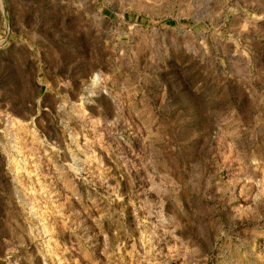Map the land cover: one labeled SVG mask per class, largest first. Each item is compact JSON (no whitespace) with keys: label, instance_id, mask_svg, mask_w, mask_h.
I'll return each mask as SVG.
<instances>
[{"label":"rangeland","instance_id":"rangeland-1","mask_svg":"<svg viewBox=\"0 0 264 264\" xmlns=\"http://www.w3.org/2000/svg\"><path fill=\"white\" fill-rule=\"evenodd\" d=\"M0 264H264V0H0Z\"/></svg>","mask_w":264,"mask_h":264},{"label":"bare ground","instance_id":"bare-ground-1","mask_svg":"<svg viewBox=\"0 0 264 264\" xmlns=\"http://www.w3.org/2000/svg\"><path fill=\"white\" fill-rule=\"evenodd\" d=\"M162 4V3H161ZM97 79V77H95ZM95 78L93 79V81H97L96 83H98V80H95ZM94 83V82H93Z\"/></svg>","mask_w":264,"mask_h":264}]
</instances>
